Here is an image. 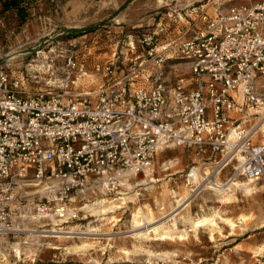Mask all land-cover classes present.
Wrapping results in <instances>:
<instances>
[{"label": "built area", "instance_id": "2783aa9c", "mask_svg": "<svg viewBox=\"0 0 264 264\" xmlns=\"http://www.w3.org/2000/svg\"><path fill=\"white\" fill-rule=\"evenodd\" d=\"M61 1L48 0L57 11ZM169 15L134 36L129 51L103 58L66 37L63 76L45 91H26L0 63V222L18 181L55 180L47 187L62 216L71 192H117L131 174L152 171L166 147L200 159L185 174L191 191L217 189L216 174L233 159L227 186L264 180V120L250 117L264 106V0ZM181 63L187 73L173 76Z\"/></svg>", "mask_w": 264, "mask_h": 264}, {"label": "rangeland", "instance_id": "374dc122", "mask_svg": "<svg viewBox=\"0 0 264 264\" xmlns=\"http://www.w3.org/2000/svg\"><path fill=\"white\" fill-rule=\"evenodd\" d=\"M206 1L82 0L84 10L77 22L62 26L40 21L36 37H30L29 26L15 25L11 31L1 32L8 46L0 55V63L23 78L26 91H45L50 81L63 76L59 66L64 59L61 54L68 48L62 40L65 34L79 35L92 54L100 51L107 57L114 50L129 51L134 36L158 20L167 19L169 14H184ZM230 2L214 1L213 5L226 7ZM54 33H59L57 40L52 37ZM187 71L186 64L181 63L171 74L185 75ZM84 80L89 89L96 88L94 77ZM250 117L254 123L264 120V106L251 110ZM231 164L237 161L233 159L224 169ZM50 183L56 185L55 180L16 182L5 202L9 216L0 222V264H264V180H234L228 186L224 183V189L200 186L191 191L186 186V194L175 202V208L162 215L150 210L146 217L140 207L142 191L134 190L125 195L71 192L65 201L66 212L60 216L55 211L58 194L47 187ZM239 186L246 192L247 210L245 216L237 217L242 221L237 229L233 221L221 226V218L220 222L204 219L199 228H191V213L193 217L208 214L204 203L198 206L195 198L217 191L232 192ZM160 190L159 186L153 189L156 197ZM128 195L134 198L120 197ZM254 195L262 199L261 208L255 209ZM187 198L186 204H179ZM37 203L46 204L47 213H37ZM156 224L161 227L155 228ZM147 227L150 230L145 232Z\"/></svg>", "mask_w": 264, "mask_h": 264}, {"label": "crops", "instance_id": "0c3cea01", "mask_svg": "<svg viewBox=\"0 0 264 264\" xmlns=\"http://www.w3.org/2000/svg\"><path fill=\"white\" fill-rule=\"evenodd\" d=\"M214 1L216 2L220 0H207L206 2H203L197 6L198 8L196 9H206L207 11L213 10V13L216 8V6L213 5ZM254 1L257 0H232V2H230L228 5L251 3ZM82 10H84L82 0H62L61 7L58 11L51 8L48 0H28L25 3L22 2V0H7L2 5L0 4V55L8 46V42L1 38V32L5 30L11 31L14 29L15 25H22L25 27L29 26L28 32L30 37H33V35L36 37L39 30V24L41 22L47 21V23L62 26L68 25V23H74L81 19L80 14L82 13ZM82 19H84V16ZM72 26L76 27V25ZM19 34L22 33L20 32ZM58 34L59 33H54L52 37L55 39L56 36H59ZM64 37L66 38L68 35L66 34ZM64 37L62 40H65ZM96 54H98L97 57L101 58L106 55V53L100 51ZM255 140L257 141L256 138ZM199 161L200 159L197 156L186 152L181 147H166L160 149L155 156L153 170L145 173L140 172L137 174H131L127 178L125 186L121 187L116 193L125 195L133 192V190L135 192L142 191L143 197L141 196L142 201L140 202V207H142V216H150L149 211L154 209L157 210V212L161 215L165 214L178 205L175 204V202L181 200L186 194V186L187 189H190L185 174L191 164ZM231 170L232 166H228L226 169L221 170L216 174V180L223 183L231 173ZM237 180H243V178L240 177ZM223 185L224 186L221 185L222 188L227 187L224 183ZM157 186H159L161 189L158 192V197H156L155 192H153V189H156ZM221 187L218 186L219 189H221ZM91 191L97 192L98 190H93L90 188L86 194H89ZM133 195L136 197L135 194ZM120 197L134 198L132 195ZM188 199L189 198L181 201L179 204H186ZM195 201L199 202L198 206L204 203L202 206H205L208 209V214L201 216L197 215L193 217L191 213V228H199V226L202 225L200 224V221H203L204 219L214 218L217 219V222H220L218 219L221 218V226H228V221H233V224L237 229V227H239V225L242 223L241 219L237 217L240 214L243 216L246 215V192L244 188L240 186L237 190L232 192L217 191L209 196L200 195L197 199L195 198L194 202ZM253 201L255 209H257V207L261 208L260 204L262 203V199L258 195H254ZM61 203V201H58L55 203V206H60ZM163 211L164 213H162ZM194 214L196 215V213ZM218 226L220 225L218 224ZM154 227L158 228L161 226L160 224H156ZM191 228L188 227V229ZM211 231L214 232L216 229ZM260 246H262V244L256 245V247Z\"/></svg>", "mask_w": 264, "mask_h": 264}, {"label": "trees", "instance_id": "16d2710c", "mask_svg": "<svg viewBox=\"0 0 264 264\" xmlns=\"http://www.w3.org/2000/svg\"><path fill=\"white\" fill-rule=\"evenodd\" d=\"M5 3V2H4ZM2 5V4H1ZM76 31V30H74ZM68 35V34H67ZM69 36V35H68ZM35 264H66V262H55V261H46V262H43V261H37ZM120 264V263H118Z\"/></svg>", "mask_w": 264, "mask_h": 264}, {"label": "bare ground", "instance_id": "6f19581e", "mask_svg": "<svg viewBox=\"0 0 264 264\" xmlns=\"http://www.w3.org/2000/svg\"><path fill=\"white\" fill-rule=\"evenodd\" d=\"M221 185L224 186L223 183H221V182H218V183L216 184V186H220V187H221ZM223 188H224V187H223ZM223 188L221 187V189H223ZM218 189H219V188H218ZM153 228H154V227H153ZM149 230H150V228L147 227V229L145 230V232H147V231H149Z\"/></svg>", "mask_w": 264, "mask_h": 264}]
</instances>
